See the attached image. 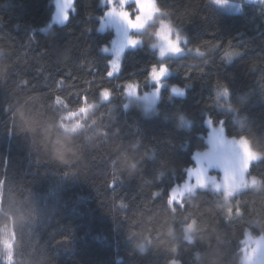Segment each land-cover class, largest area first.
Here are the masks:
<instances>
[{"label":"trees","instance_id":"16d2710c","mask_svg":"<svg viewBox=\"0 0 264 264\" xmlns=\"http://www.w3.org/2000/svg\"><path fill=\"white\" fill-rule=\"evenodd\" d=\"M160 3L187 33L190 45H220L209 52L208 63L191 53L172 60L170 66H179L178 72L162 88L156 111L146 113L137 104L124 108L126 96L117 83L140 80L141 93L151 88L144 83L155 60L147 48V33L143 48L125 51L120 75L107 79L111 55L100 46L110 45L115 33L111 27L98 29L103 14L99 0H76L69 21L47 32L42 28L53 16V0H0V179L5 181L6 204L27 217L20 233L21 264H168L173 257L183 264H207L209 253L235 264L243 226L253 218L264 219V190L240 193L245 216L226 224L214 208L215 194L197 189L199 207L194 211L203 213L207 227L196 244L183 241L179 221L176 241L164 234L167 189L186 179L196 152L207 147L205 113L214 122L224 116L228 136L245 132L259 137L264 146V6L250 0L242 2V10L209 0ZM229 47L242 55L226 63L221 49ZM192 62L195 67L185 79ZM60 78L65 82L55 93ZM25 79L27 84L21 83ZM217 81L228 83L238 112L212 103ZM171 83L187 85L186 97H170ZM105 86L114 96L100 104L97 114L102 115L86 134L103 129L106 135L90 140L81 135L73 145L58 141L52 154L39 132L23 130L21 113L35 128L55 115L49 104L54 94L68 96L75 106L81 94L98 99L99 87ZM180 114L192 121L190 127L180 125ZM113 157L115 171L109 166ZM158 171L165 173L160 182L155 180ZM252 171L264 175V160L254 163ZM117 173L121 179L110 188ZM161 185L163 194L153 198ZM146 233L152 244L141 254L136 244ZM175 242L179 251L173 254L168 249ZM197 253L202 254L199 260Z\"/></svg>","mask_w":264,"mask_h":264},{"label":"clouds","instance_id":"9594fccd","mask_svg":"<svg viewBox=\"0 0 264 264\" xmlns=\"http://www.w3.org/2000/svg\"><path fill=\"white\" fill-rule=\"evenodd\" d=\"M210 3L218 6H232L238 10L243 9V4H230V0H209ZM256 3L257 0H250ZM55 10L53 19L60 25H65L70 19V11L76 13V0H53ZM259 4L264 6V0H259ZM99 6L103 9V14L99 16L100 29L104 30L110 26L115 31L116 39L111 41V48L108 44L100 46V51L104 54H112L107 60L108 69L105 73L107 79L119 76L123 67V55L129 48H143L145 44L144 33L150 37L147 41V48L150 53L155 54V60L147 67L144 83L154 84L151 91L144 90L141 95L142 82L140 80H124L117 83L118 88H122V95L136 97L137 99H149L153 103L158 102L161 90L168 84V78L178 72L179 66L173 68L171 61L185 57L189 53L203 58L204 63L209 62V52L218 48L220 42L215 45H205L188 43L187 33L182 32L180 27L172 18L171 13L161 6L160 0H99ZM261 10V9H258ZM133 33H137L133 35ZM242 55L241 50L229 47L221 49L220 58L226 63H231L234 59ZM195 67V62L188 66V71L183 73L186 79ZM201 71L203 69H200ZM64 79L57 80L55 93L64 85ZM27 84V79L21 81ZM170 97L176 96L185 98L187 95V85L181 83H171L168 85ZM71 95V94H69ZM114 96L111 87H99L98 99H89L87 94H81L78 105L69 104L68 96L54 94L49 101L55 115L47 118L45 126L35 128L29 124L24 113L20 114V121L23 130L30 133L39 132L47 140L49 152L54 154L55 148L59 146L58 141H64L66 145H73L77 138L84 135L85 140H90L93 135H106L103 129H99L94 134H86L89 127L95 125L99 119L97 109L103 102H108ZM232 90L226 81H217L213 85L212 103L227 110L238 112L239 104H234L231 100ZM221 97L223 100H221ZM128 108V104L124 105ZM180 125L190 127L192 121L185 115L180 114ZM214 116L210 113L204 114V123L211 127V134L219 143L221 148L229 152L232 157L230 168L231 177L226 183L217 181L215 176H208L207 168L198 173L195 183L187 180L180 184H173L167 189V196L164 204L168 212L167 223L164 234L177 240L176 222L179 221L181 238L188 244H196L199 233L207 227V223L201 220L203 213L194 211L199 207V203L194 199L197 196V189L211 190L215 194L214 208L219 212L224 223L228 224L240 220L245 216V209L241 206L243 201L239 194L247 190L260 192L264 190V175H257L252 171V165L264 160V146L261 145L259 137H253L245 132L239 135L228 136L225 127V117L221 116L214 124ZM238 127L243 128V122H238ZM135 146V145H133ZM7 160H5V165ZM117 158L113 157L109 161V166L115 171ZM131 169L137 168V162L131 164ZM165 173L158 171L155 176L156 182L163 180ZM121 179L119 173L110 181L109 187L115 185V181ZM3 179H0V264H21L20 249L23 246L21 231L27 217L11 208L5 202ZM164 186L153 190V198L162 195ZM233 197H236L233 200ZM126 206V205H124ZM219 222V221H218ZM255 229V232L253 231ZM159 235V233H157ZM152 244V237L145 234L136 247L141 254L147 252ZM240 247L233 256L235 264H264V219L259 217L248 221L242 229V238L239 240ZM207 246V245H206ZM173 254L178 253L179 243H172L168 249ZM201 253L196 254V258H201ZM207 264H231L226 261L225 256L216 253H209L206 257ZM168 264H183L182 260L172 258Z\"/></svg>","mask_w":264,"mask_h":264},{"label":"rangeland","instance_id":"374dc122","mask_svg":"<svg viewBox=\"0 0 264 264\" xmlns=\"http://www.w3.org/2000/svg\"><path fill=\"white\" fill-rule=\"evenodd\" d=\"M243 1H246V0H230V4H241ZM61 2H63V0H61ZM257 2H259V0H257ZM56 23H58V22L55 21L53 19V16H52L49 23L46 26H44L42 28V30L47 32ZM107 27H110V26H106L105 29ZM98 29L101 30L100 29V23H99ZM114 33H115V31H114ZM114 39H116L115 36H114ZM111 46L112 45L110 44L109 47L111 48ZM109 54L112 57V54L111 53H109ZM154 87H155V85L151 84V88L148 91L150 92L151 89ZM141 95H143V93H141ZM126 104H128V106L133 105V104H137L141 107V109L144 112L153 113L156 111L157 102L153 103L149 99H137L136 97L126 96ZM214 124H215V122H214ZM207 128H208L207 134H206L207 147L203 150H199L196 152V154H195V165L188 169V175H187L185 180H187L189 183H195L197 174L202 173L203 168H207L208 169V172H207L208 176H215L217 181H219L221 183H226L231 177V173L229 171L231 166H232L231 154L229 152L224 151L221 148V146L219 145V143L212 136L211 127H207Z\"/></svg>","mask_w":264,"mask_h":264}]
</instances>
